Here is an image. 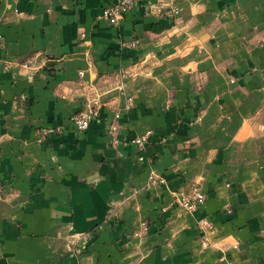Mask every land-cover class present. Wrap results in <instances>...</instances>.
Listing matches in <instances>:
<instances>
[{"label": "crops", "instance_id": "0c3cea01", "mask_svg": "<svg viewBox=\"0 0 264 264\" xmlns=\"http://www.w3.org/2000/svg\"><path fill=\"white\" fill-rule=\"evenodd\" d=\"M118 2L0 0V264H264V0Z\"/></svg>", "mask_w": 264, "mask_h": 264}, {"label": "built area", "instance_id": "2783aa9c", "mask_svg": "<svg viewBox=\"0 0 264 264\" xmlns=\"http://www.w3.org/2000/svg\"><path fill=\"white\" fill-rule=\"evenodd\" d=\"M139 0H119L118 3L115 5L107 8L104 11V17L111 23V24H119L125 15L129 12H131L135 6L138 4ZM176 12V11H175ZM170 103V102H168ZM99 102H95L94 105H98ZM98 115V111L88 108L86 110H83L72 117V122L74 123L76 129L79 132H84L88 130L91 121L94 117ZM119 118V114H116V119ZM117 131L116 126H111L110 133H115ZM148 135L141 136L133 140L132 143H134L138 148L144 149L147 141H148ZM150 186L155 185H164L166 184L165 179L158 178L155 176L154 173H152L149 176L148 180ZM2 194V178L0 176V195ZM206 198L204 194H202L198 189H195L194 192L189 196H184L181 199V206L188 210L189 212H195L197 209H199L202 205L205 204Z\"/></svg>", "mask_w": 264, "mask_h": 264}, {"label": "rangeland", "instance_id": "374dc122", "mask_svg": "<svg viewBox=\"0 0 264 264\" xmlns=\"http://www.w3.org/2000/svg\"><path fill=\"white\" fill-rule=\"evenodd\" d=\"M125 88H124V84H121L120 86H119V90L120 91H123ZM93 104H95L94 102H93ZM88 109V108H87ZM205 196V195H204ZM206 202V201H205ZM231 211L230 210H228V213H230Z\"/></svg>", "mask_w": 264, "mask_h": 264}]
</instances>
